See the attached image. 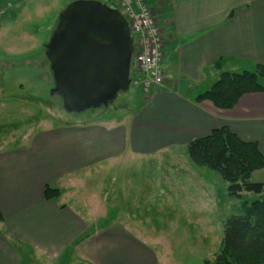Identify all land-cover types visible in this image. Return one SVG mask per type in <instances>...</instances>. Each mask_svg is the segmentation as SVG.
<instances>
[{
    "label": "crops",
    "instance_id": "1",
    "mask_svg": "<svg viewBox=\"0 0 264 264\" xmlns=\"http://www.w3.org/2000/svg\"><path fill=\"white\" fill-rule=\"evenodd\" d=\"M26 1L0 0L5 21L14 23L19 10L12 11ZM143 2L163 35V84L123 121L46 127L8 151L0 147V264H165L144 221L128 210L146 208L148 191L158 203L175 199L165 184L169 170L129 166L172 160L219 127L256 143L264 155V92L243 95L230 110L194 101L220 73L264 65V0ZM23 37L28 50L17 57L30 55L35 44L30 33ZM250 180L264 183V169ZM105 182L109 216L101 206ZM46 186L58 197L45 199Z\"/></svg>",
    "mask_w": 264,
    "mask_h": 264
},
{
    "label": "rangeland",
    "instance_id": "2",
    "mask_svg": "<svg viewBox=\"0 0 264 264\" xmlns=\"http://www.w3.org/2000/svg\"><path fill=\"white\" fill-rule=\"evenodd\" d=\"M73 1L27 0L22 9L12 11L10 8L13 14L19 10L14 23L5 21L7 11L1 15L0 147L5 151L13 148V143L22 142L27 133L38 134L46 127L65 129L88 120L99 122L98 125L105 121H123L143 103L139 89L132 85L126 92H119L109 107L79 114L67 113L62 108L60 96L50 95L54 80L44 60V46L53 34L60 12ZM23 32L30 33L35 44L30 55L17 57L28 50ZM180 154L168 161L150 159L129 166L132 169L169 170L165 184L172 185L169 190L174 191L175 199L170 196L168 201L158 203L152 200L154 193L148 191L143 193L152 198L148 206L128 211L144 221V227L155 239L150 242L155 245L154 250L167 256L165 264H211L221 247L223 225L228 218L238 214L240 200L228 196L227 183L217 173L196 167L186 150ZM104 185L106 202L103 200L101 206L109 216L113 210L108 204V183ZM177 189L181 192L177 193ZM157 193L155 191V197ZM256 198L253 194L242 193V201L251 202Z\"/></svg>",
    "mask_w": 264,
    "mask_h": 264
},
{
    "label": "trees",
    "instance_id": "3",
    "mask_svg": "<svg viewBox=\"0 0 264 264\" xmlns=\"http://www.w3.org/2000/svg\"><path fill=\"white\" fill-rule=\"evenodd\" d=\"M98 1L114 6L108 0ZM44 51L46 56L45 46ZM46 66L50 68L48 58ZM221 66L222 60L214 64L216 69ZM132 68L133 59L130 72ZM262 92L264 65H258L254 71L220 73L211 87L197 95L194 101L209 102L217 110H230L243 95ZM186 152L196 167L217 173L227 183L229 197L240 200L238 214L228 218L223 225L221 247L211 264H264V183L250 180L254 172L264 169V155L257 144L243 142L227 127H219L208 136L189 142ZM242 193L258 198L242 201ZM58 195V190L46 186L45 199H54Z\"/></svg>",
    "mask_w": 264,
    "mask_h": 264
},
{
    "label": "water",
    "instance_id": "4",
    "mask_svg": "<svg viewBox=\"0 0 264 264\" xmlns=\"http://www.w3.org/2000/svg\"><path fill=\"white\" fill-rule=\"evenodd\" d=\"M54 85L67 113L109 107L130 84L133 40L120 12L98 0H75L59 14L45 45Z\"/></svg>",
    "mask_w": 264,
    "mask_h": 264
},
{
    "label": "built area",
    "instance_id": "5",
    "mask_svg": "<svg viewBox=\"0 0 264 264\" xmlns=\"http://www.w3.org/2000/svg\"><path fill=\"white\" fill-rule=\"evenodd\" d=\"M126 20L133 36V68L130 85L139 89L142 97L164 82L162 63L164 41L154 12L143 0H111ZM3 8H0V17Z\"/></svg>",
    "mask_w": 264,
    "mask_h": 264
},
{
    "label": "flooded vegetation",
    "instance_id": "6",
    "mask_svg": "<svg viewBox=\"0 0 264 264\" xmlns=\"http://www.w3.org/2000/svg\"><path fill=\"white\" fill-rule=\"evenodd\" d=\"M44 60H45V62H47V58H46V56H45ZM48 68H49V67H48Z\"/></svg>",
    "mask_w": 264,
    "mask_h": 264
}]
</instances>
